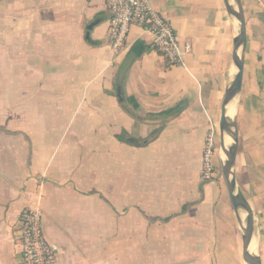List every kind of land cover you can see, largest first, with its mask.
I'll return each mask as SVG.
<instances>
[{"label":"crops","instance_id":"crops-1","mask_svg":"<svg viewBox=\"0 0 264 264\" xmlns=\"http://www.w3.org/2000/svg\"><path fill=\"white\" fill-rule=\"evenodd\" d=\"M151 3L192 46L182 66L139 24L115 56L106 0H0V264H22L24 208L58 264H244L225 180L201 177L230 74L224 0ZM246 20L236 175L264 264V20Z\"/></svg>","mask_w":264,"mask_h":264},{"label":"built area","instance_id":"built-area-1","mask_svg":"<svg viewBox=\"0 0 264 264\" xmlns=\"http://www.w3.org/2000/svg\"><path fill=\"white\" fill-rule=\"evenodd\" d=\"M106 4L111 13L109 40L115 56L125 51L132 25L139 24L152 34L153 47L167 64H184V53L191 50V44H181L172 23L153 7L151 0H106ZM218 132L212 128L205 140L201 169L203 181L221 175ZM43 221V213L38 209L24 208L20 212L18 239L22 264H58L57 252L45 233Z\"/></svg>","mask_w":264,"mask_h":264},{"label":"water","instance_id":"water-1","mask_svg":"<svg viewBox=\"0 0 264 264\" xmlns=\"http://www.w3.org/2000/svg\"><path fill=\"white\" fill-rule=\"evenodd\" d=\"M224 4L231 23L233 49L230 74L225 88L219 120L218 153L221 175L225 180L231 204L239 221L243 241V262L244 264H262L254 209L241 190L236 175L237 156L240 149L238 114L248 42L246 13L243 0H224ZM231 106L235 107L234 116L229 115ZM228 139L229 142H227Z\"/></svg>","mask_w":264,"mask_h":264},{"label":"rangeland","instance_id":"rangeland-1","mask_svg":"<svg viewBox=\"0 0 264 264\" xmlns=\"http://www.w3.org/2000/svg\"><path fill=\"white\" fill-rule=\"evenodd\" d=\"M243 4L249 21L255 17L264 20V0H243Z\"/></svg>","mask_w":264,"mask_h":264},{"label":"trees","instance_id":"trees-1","mask_svg":"<svg viewBox=\"0 0 264 264\" xmlns=\"http://www.w3.org/2000/svg\"><path fill=\"white\" fill-rule=\"evenodd\" d=\"M259 85L261 86V88L264 87V67H262V69L259 71Z\"/></svg>","mask_w":264,"mask_h":264},{"label":"bare ground","instance_id":"bare-ground-1","mask_svg":"<svg viewBox=\"0 0 264 264\" xmlns=\"http://www.w3.org/2000/svg\"><path fill=\"white\" fill-rule=\"evenodd\" d=\"M234 114H235V107L234 106H231L230 109H229V115L230 116H234ZM227 142H229V139H228Z\"/></svg>","mask_w":264,"mask_h":264}]
</instances>
